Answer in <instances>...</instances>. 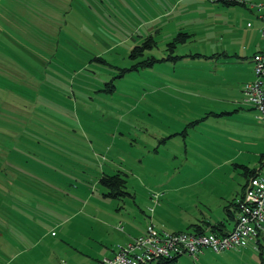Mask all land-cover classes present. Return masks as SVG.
Masks as SVG:
<instances>
[{"label":"rangeland","instance_id":"1","mask_svg":"<svg viewBox=\"0 0 264 264\" xmlns=\"http://www.w3.org/2000/svg\"><path fill=\"white\" fill-rule=\"evenodd\" d=\"M240 1L0 0V126L11 127L0 131L9 137L0 154L13 181L0 198V264H54L56 255L90 264L87 254L109 253L148 225L190 230L225 214L243 179L228 158L232 135H245L249 111L261 126L243 96L240 112H211L230 109L222 77L232 81L229 64L222 73L214 64H253L264 48L249 10L264 0ZM180 32L189 35L170 49ZM150 56L151 66L137 64ZM117 171L129 193L104 194L98 177ZM247 240L148 264H264L263 235Z\"/></svg>","mask_w":264,"mask_h":264},{"label":"built area","instance_id":"2","mask_svg":"<svg viewBox=\"0 0 264 264\" xmlns=\"http://www.w3.org/2000/svg\"><path fill=\"white\" fill-rule=\"evenodd\" d=\"M259 7H264L260 2ZM264 33V11L260 14ZM254 79L244 83L242 96L256 110L257 119L264 126V51L252 56ZM255 175L245 181L239 211L234 225L223 233L213 231H166L148 225L145 232L119 244L111 255L102 256L97 264H148L160 257L190 254L197 257L204 248L214 252L237 247L247 239L257 237L264 230V151Z\"/></svg>","mask_w":264,"mask_h":264},{"label":"crops","instance_id":"3","mask_svg":"<svg viewBox=\"0 0 264 264\" xmlns=\"http://www.w3.org/2000/svg\"><path fill=\"white\" fill-rule=\"evenodd\" d=\"M240 1V0H239ZM263 2L264 1H260ZM260 2H256L251 4L249 10L250 11H255V16H256V22H257V29H255V31H258L259 29L262 30V20L260 18V14L264 11V7H259L258 4ZM245 5V3L243 4ZM264 51V48L262 50H257L256 52H261ZM226 56H228L227 51H225ZM253 53V54H254ZM230 60L225 59V61L223 62H216L214 64V70L215 72H220L222 73V71L227 68L226 66H224L225 64H229L230 69H229V73H231V77L230 82L227 81V79L229 78V76H227V74H225L224 77H222V80L224 81V85L223 88L221 90V92H223L222 96H221V101H225L227 103H230V106L227 105V107H230V109H221L219 111L216 110H212L211 112H213L212 114H232L233 112H240V108L238 106V103L236 101V98L238 96L242 97V86L244 85V83L249 82L251 80L254 79V70H253V64H251V61H249L250 63L246 62V63H242V62H238L236 60H233V62H229ZM7 63V61L5 62ZM7 81V78H6ZM6 89L3 88V90ZM229 97V98H228ZM228 98V99H227ZM254 108V107H253ZM255 110V109H254ZM255 114H256V110H255ZM205 116V115H204ZM251 117V112H247V114H245L244 116H241V123L243 124V129L245 132V135L243 136H233L234 137L232 140H236L238 143L237 145V152L236 153H232L229 155L228 158H230V160H235L236 162H233L232 164H234V167H239L241 169V165H245L247 167L250 168H258L260 167V156L261 153H263L264 151V126L261 124V126L259 125V127L253 122V118ZM3 130H7L6 132L11 131V127L8 126H0V131ZM257 135V136H256ZM226 136H230L228 134H226ZM255 138V139H254ZM256 138L259 139V143L256 142ZM257 143V144H256ZM5 145H7V149L9 147V137L4 138L3 140L0 139V147H4ZM5 154V153H4ZM4 154H0V179H2L4 181V185L0 184L1 187H5L6 191L0 188V198H1V202L4 201V199L9 200L8 195H9V188H10V194L12 195L13 193V181L12 180V171H11V167H9V162H11V158L9 160V158H5ZM4 163H6V167H4ZM239 164V165H236ZM6 169V171L4 170ZM242 171V169L240 170V172ZM242 174V172H241ZM243 175V174H242ZM10 179V181H9ZM245 182V177L243 175V179L240 182V188L239 191H237L234 195H232L229 199V203L231 200L237 201V199L240 197L241 193H242V186ZM6 195V197H5ZM226 205V204H225ZM229 210L233 212L234 216L236 215V212H234V205L229 206ZM223 211H225V214L221 215L219 214L218 217L216 219H211L209 217L203 219L205 221L210 222L211 224L213 223H218L219 221H224L225 225H222L224 227L225 230H229L230 228L233 227L234 222H235V217H232L231 215H228L226 213V209L224 208ZM13 227V222L12 225ZM9 226L7 223V226H5L3 228V235L5 234V238L9 239ZM181 230V229H178ZM170 231H174V230H170ZM141 234V233H139ZM138 235V234H137ZM262 235L264 237V231L262 232ZM11 237L13 239V231L11 234ZM248 240L245 241V243ZM125 242V241H124ZM122 242V243H124ZM120 243V244H122ZM244 243V244H245ZM119 245V244H118ZM116 245L115 247H111L110 248V252L107 253V251H99L97 253H95L94 255H90L87 254L88 259L92 262L90 264H97L99 258H101L102 256H106V255H111L116 247L118 246ZM13 256V254L11 255V257ZM52 261L54 262V264H61V259L58 258V256L56 255L55 257L52 258ZM82 261L78 260V259H72L70 258L69 261L67 260V262L65 264H81ZM48 264V263H47ZM85 264V263H83ZM87 264V263H86Z\"/></svg>","mask_w":264,"mask_h":264},{"label":"trees","instance_id":"4","mask_svg":"<svg viewBox=\"0 0 264 264\" xmlns=\"http://www.w3.org/2000/svg\"><path fill=\"white\" fill-rule=\"evenodd\" d=\"M223 2L226 5L244 4V2L239 1V0H223ZM188 35L189 34L184 33V32L178 33L170 42H168L167 46L173 50L176 47V45L178 43L182 42L183 39L186 38ZM153 44H154V42L152 41L151 37H148L146 39V41L144 42V45H147V46H150ZM140 48L141 47H139V46H135L131 51V56L133 57V56L137 55L138 53H140L141 52ZM177 57H179V55H177ZM156 61L157 60L154 57L150 56V57L143 59L141 62H139L137 64L140 66H151ZM131 69H138V66L133 65V67H131ZM261 158H262V153L260 156V162H261ZM236 165H239V164H236ZM241 169H242L241 172L245 177V181L247 180L248 177L255 175L257 172V169L255 167L250 168V167H247L245 165H241ZM98 179L100 180L102 185L109 187V189L104 192V194H106V195L122 196L125 193H129L128 190L125 189L126 178L122 177L120 175L119 171H117L115 173L103 172L98 177ZM244 186H245V182L242 186V193H243ZM242 193H241V195H242ZM241 195H240V197H241ZM230 205H234V209H235L234 212H236L235 216H234L232 210L231 211L229 210ZM225 209H226V213L228 215H231L232 217H235V219H236V216H237L238 211L240 209L238 199H237V201L231 200L229 204L225 205ZM222 225H225L224 221H219L218 223L211 224L208 221L202 220V222H191L187 227H188V229L190 228V230H188V231H199L200 232V231L207 230V231L223 233L226 230L224 229V227ZM174 231H185V230H174ZM263 231L264 230H262V232ZM262 232L259 231L258 235H262ZM257 241L259 242V239H257ZM178 256L179 255H175L172 257H160V258H157L156 260L159 262L174 261Z\"/></svg>","mask_w":264,"mask_h":264}]
</instances>
